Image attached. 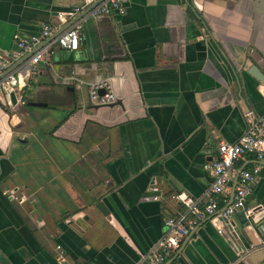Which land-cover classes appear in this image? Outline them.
Returning a JSON list of instances; mask_svg holds the SVG:
<instances>
[{"label":"crops","instance_id":"crops-1","mask_svg":"<svg viewBox=\"0 0 264 264\" xmlns=\"http://www.w3.org/2000/svg\"><path fill=\"white\" fill-rule=\"evenodd\" d=\"M80 4L0 0V57L14 36L57 28L40 48L81 24L77 50L52 46L33 76L17 75L16 104L0 105V264H136L181 211L168 196L201 208L214 146L264 114L248 73L264 77V0H127L122 16L83 10L58 25ZM98 84L119 105H93ZM245 208L250 226L201 222L164 264H264V165Z\"/></svg>","mask_w":264,"mask_h":264},{"label":"built area","instance_id":"built-area-1","mask_svg":"<svg viewBox=\"0 0 264 264\" xmlns=\"http://www.w3.org/2000/svg\"><path fill=\"white\" fill-rule=\"evenodd\" d=\"M126 3L127 0H81L80 6L58 14L56 19L61 26L83 10H87L86 16L92 20L106 15L122 16ZM80 28V21H75L62 30L53 41L44 43L40 48H36L39 42L47 39L57 28L43 25L38 37L14 36L17 51L0 57V105L9 104L7 94L15 88L17 75L21 73L25 78L33 76L38 66L47 62L52 46L65 52L76 51ZM30 52H33L32 55L21 65L17 73L7 72L9 66L17 59ZM101 89H107V86L98 84L91 89L90 102L95 106L114 103L115 96L112 93L97 95ZM214 155V159L202 166V170L211 175V181L204 193L203 206L199 208L197 202L183 192L170 194L168 200L178 204L181 211L163 220L159 240L136 264H164L176 254L189 232L201 222L214 217L228 221L239 211H244L245 214L250 212L245 208V203L257 180L259 167L264 165V114L250 121L249 126L235 142H218L214 146ZM246 161L248 164L241 165ZM231 189L232 195L229 198ZM149 191L155 192V188L151 186ZM151 199L157 200V196ZM61 255L59 252L56 257L59 262Z\"/></svg>","mask_w":264,"mask_h":264},{"label":"water","instance_id":"water-1","mask_svg":"<svg viewBox=\"0 0 264 264\" xmlns=\"http://www.w3.org/2000/svg\"><path fill=\"white\" fill-rule=\"evenodd\" d=\"M92 7V6H91ZM70 25V24H69ZM68 25V26H69ZM68 26L62 28L58 34L64 30L65 28H67ZM57 34V35H58ZM33 52H30L28 54H25L22 58H20L19 62H18V65H22L25 63V61L32 55ZM248 73L253 77L255 78L257 81H259L263 86H264V77L258 72L255 70V68H251L250 70H248ZM105 93L104 90H99V92H97V95L98 96H102L103 94ZM7 97H8V102H9V105L11 107H13L15 104H16V99H15V96H14V92L13 91H10L8 94H7ZM30 105H34V106H44V104H41V103H29ZM115 105H119V103H111V104H107V105H104L106 107H113ZM232 195V189L230 191V194H229V198L231 197ZM95 210H97V212H99V214H101L102 216H105L107 214V211L105 210L103 204L101 202H98L97 204H95L94 206ZM254 214V211H250L249 213L245 214L244 211H239L237 213H235L230 219H231V222L226 226L227 229L229 231H233L235 234L239 233L240 231V228L242 226H250V224H252L253 220L251 218V216ZM233 219V220H232ZM234 221L237 223L236 226H234ZM235 227V228H233ZM258 233H260V235L263 233L262 230H257Z\"/></svg>","mask_w":264,"mask_h":264}]
</instances>
